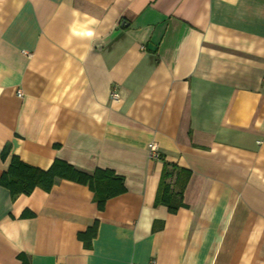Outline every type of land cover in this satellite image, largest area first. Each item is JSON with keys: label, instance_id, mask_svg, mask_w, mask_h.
<instances>
[{"label": "crops", "instance_id": "1", "mask_svg": "<svg viewBox=\"0 0 264 264\" xmlns=\"http://www.w3.org/2000/svg\"><path fill=\"white\" fill-rule=\"evenodd\" d=\"M151 143L190 171L175 214ZM5 146L0 176L62 160L126 192L0 186V264H264V0H0Z\"/></svg>", "mask_w": 264, "mask_h": 264}, {"label": "trees", "instance_id": "2", "mask_svg": "<svg viewBox=\"0 0 264 264\" xmlns=\"http://www.w3.org/2000/svg\"><path fill=\"white\" fill-rule=\"evenodd\" d=\"M9 156V147H4L0 160L4 161ZM162 161V172L160 175L158 189L156 191L155 205L164 206L169 214H175L182 205V197L186 185L190 178V171ZM8 169L0 176V186L9 193L11 201L20 195L28 196L34 189L50 192V189L60 180L76 183L88 188L93 195L96 209L101 211L105 203L122 193L126 192L123 178L114 174L111 170L96 169L88 174L74 169V167L64 161L54 160L47 170H40L21 162L17 157L11 156ZM154 205V206H155ZM31 216L25 214L23 218ZM96 233V223L88 228L84 233L78 234V238L86 247ZM20 264H27L23 256H19Z\"/></svg>", "mask_w": 264, "mask_h": 264}, {"label": "built area", "instance_id": "3", "mask_svg": "<svg viewBox=\"0 0 264 264\" xmlns=\"http://www.w3.org/2000/svg\"><path fill=\"white\" fill-rule=\"evenodd\" d=\"M18 97H21V94L19 93V91L16 93ZM111 98L112 100L114 101H117L118 100V95L116 93H112L111 94ZM147 149H148V154H149V157L152 158V159H157L158 157V150H157V147L155 144L151 143L147 146ZM147 264H155L153 261H150L149 263Z\"/></svg>", "mask_w": 264, "mask_h": 264}]
</instances>
